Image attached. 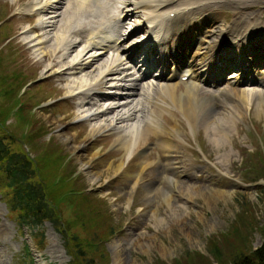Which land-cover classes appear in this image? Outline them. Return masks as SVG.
I'll use <instances>...</instances> for the list:
<instances>
[{
	"label": "rangeland",
	"instance_id": "rangeland-1",
	"mask_svg": "<svg viewBox=\"0 0 264 264\" xmlns=\"http://www.w3.org/2000/svg\"><path fill=\"white\" fill-rule=\"evenodd\" d=\"M29 1L0 0V87L8 88L11 79L13 82L18 79L16 74L11 73L12 70H27L30 73L15 92L10 93L9 89H4L3 95L0 96V120L2 126H5L0 134L5 137L9 135L12 146H20L30 156L35 157V165L39 166L38 172H43L44 180L53 181L60 177V185L64 183L62 187L68 191L66 202H59L63 217L77 216L78 213L81 214L79 210H91L93 207L103 216L104 222L109 225L113 223L112 234L106 235L102 240L106 254L105 262L102 261L101 264H116V251L119 255L117 264H201V255L205 257L203 264H215L210 253L214 243L225 259L235 251L244 252L258 246L261 243L260 226L264 224V87L261 96L254 100L260 104L258 110H255V102L246 108L238 104L239 111L235 109V115L232 117L234 126L226 119L227 116L214 123L215 130L218 133L221 131L219 140H210L207 136L209 133H205L200 126L204 112L197 111L198 118L190 127L182 115L178 114L174 120L163 113L165 125H179L180 133L176 136L169 135L175 142L169 150V162L174 169L168 173V183L164 180L162 190L159 189V184L163 182L159 183V180L163 158L159 157L157 139L152 135L144 145H140L142 148L138 150L139 156L147 164L145 163L146 166L139 173V179L130 190L128 186L133 178L121 170H113L117 163H127L123 150L113 145V136L108 133L96 134L88 140L85 152L92 155L91 167L98 173L96 181H91L84 169L80 168L76 153L58 137L54 122H63L65 129L75 135L77 140H82L89 124L83 119L74 120L75 104L78 100L77 97L65 95L67 76L64 73L59 74L58 69L49 70L51 63L60 66V63H57L60 50L53 54L46 53L43 57L35 55L25 38L33 27V31L40 32V29L36 28L37 18L43 15L29 14L28 10L24 9L29 7ZM223 5L213 9L216 16L213 27L217 34L209 32V28L205 27L204 23L210 21L208 17L201 22V29L204 31L198 29V33L203 34V47L212 39L219 41L220 28L228 23L232 25L237 19L234 18L236 13L244 17L235 23L236 26L251 25L252 31L258 21L260 26L264 27V0H226ZM112 6L108 13L116 9L115 5ZM56 9V12L60 13L64 7ZM46 11L49 12L47 16L53 13L52 8H46ZM133 18L136 19L135 16ZM56 30L53 27L48 34L52 35ZM251 45L252 49L258 50V46ZM50 48L47 47L46 50ZM262 66L264 63L243 66L247 71L242 73L257 75L258 71L264 69ZM92 69L94 67L90 65L86 70ZM246 81L243 82L246 84L244 87L247 86ZM230 86L234 87V90H241L242 84L235 81ZM204 87L205 90L199 91L200 95L213 93L210 92L213 85ZM32 90L35 92L33 96ZM183 90L182 85L176 88L178 93ZM19 99H23L25 104L29 103L30 106L23 110V106L20 107L21 112L17 113L11 109L5 110ZM219 100L224 98L220 97ZM227 102L232 104L234 101L227 99ZM214 105L216 104H211V107ZM3 106L5 108H2ZM194 106L197 104L194 103ZM26 111L32 112V118L29 120H24ZM235 112L240 113V117ZM216 124L221 126L216 128ZM211 130L213 129L209 130L210 133ZM24 131L27 133L26 137ZM182 163L186 167L190 166L189 174L174 172ZM49 164L52 175L44 171ZM217 170L223 171L226 176L220 177ZM69 171L72 173H66ZM5 182L6 176L0 171V264H65L69 255L62 245L60 232L46 220L37 226L16 220L8 210L14 198L9 196L10 189L5 187ZM153 184L158 186L152 187ZM148 187H152L150 196ZM207 187L225 188L228 194L223 198L207 195L206 201L200 196V191ZM197 188L202 190L198 191ZM74 191L87 192L85 197L89 199H80L81 197L77 196L71 201L74 204L67 203L73 197L71 195ZM167 195L174 198L176 211L166 210L163 196ZM152 211L160 215L158 219L161 220L155 222L151 216ZM180 216L181 218L177 219ZM239 217L241 220L237 224L244 218L247 222L239 225V232L236 230L238 233H233L231 228ZM79 229L75 226V231L82 234L83 231ZM135 238L137 239L133 243ZM39 239L40 247L37 245ZM26 246L29 250L25 255Z\"/></svg>",
	"mask_w": 264,
	"mask_h": 264
},
{
	"label": "bare ground",
	"instance_id": "bare-ground-1",
	"mask_svg": "<svg viewBox=\"0 0 264 264\" xmlns=\"http://www.w3.org/2000/svg\"><path fill=\"white\" fill-rule=\"evenodd\" d=\"M63 1L64 0H30L29 7H25L24 9L30 11V9L34 7L35 11L38 10L34 12L36 15L41 13H43V15H39L37 18L36 28L40 29V32L33 31V27V29L29 30V35L25 38L31 45L35 55L42 56L46 53L53 54L60 50L57 57V63L59 62L60 66H55L51 63L49 70L58 69L59 74L64 73L67 76V78H65L68 80L67 83H65V95L77 97L78 100L75 104L76 111L74 119H83L88 122L89 125L82 140H77L75 135H72L65 129L66 126L63 122L57 121L56 123L54 122V124L57 129L58 137L73 151V153H76L80 168L84 169L91 181H96L98 173L91 167L90 159L92 155L85 152V144L96 134L108 133L112 135L113 145L123 150L122 152L125 154L127 163L125 165L124 162H119L115 165L113 170H121L133 178V181L128 186V190H130L133 184L139 179V173L146 166V162L139 156L138 148L141 144L144 145L146 143L149 134H154L157 139L159 152L163 159L167 157L170 148L175 144L174 140L169 135L176 136L180 127L179 125L173 127L166 126L162 118L163 113H167L172 119L176 118L178 114L182 115L190 127L191 123H194L198 118L197 111L204 112L205 115L203 116L204 113H202L203 117H201L200 126L204 129L205 133L211 134L207 135L210 140H214L221 136V131L219 130L220 132L218 133L215 130L214 123L227 116L226 119L229 120L231 126H234V123L232 124V117L235 115V109L239 111L238 104L246 108L255 102V110H258L260 104L254 100L259 96V93L262 94L259 87L264 85V75L262 74L263 76L261 77H251L250 73L249 75H245L242 71H247V69L242 66L240 67V65L232 69L227 77H217V81H211L215 84L219 83L213 93L207 96L199 94L201 79L205 78L206 72L209 71V65L213 64L212 61L208 60L212 49L211 44L217 41L215 42V39H212L204 49L199 50L202 41L201 37H196V39L193 40L195 34L188 33L195 30V33H198V29L203 30L201 29V22L205 21L207 17L210 21L204 23V25H206V28H209V32L214 33L216 29L213 26L216 16L214 15L213 9H215L216 6H222L223 2L226 0H65L64 10L60 13L56 12V8H59ZM113 2L116 7V15H120L121 18L128 15H135L140 16L141 22H147L148 29L152 31L153 40L163 46L159 51L155 50L156 53L163 54L164 50L169 51L171 43L174 42V36L181 32L188 31L184 35V47L181 52L184 53L186 51V45H188L187 51L189 52L184 65L168 74L164 79L155 80L152 88H147L135 81L136 78L129 77L128 74L123 73L120 68L122 66L116 64L117 60L122 57V54L124 55L127 51L130 52V49L124 48V45V49L120 52L116 51V46L108 52V55L103 57L105 59H99L101 49L95 46V41H98L99 37H97L96 34L95 37L97 40L93 37L91 26L94 28H102L101 30H103L105 24L113 22L104 12L106 7ZM127 5L132 7L131 10H129V7H126ZM120 6L124 7L122 11L119 10ZM46 8H52L53 13L47 16L49 12H46V15H44L43 11H45ZM84 13H88L92 18L88 17L82 22H79L78 19H82L80 15ZM237 16L238 13H236L234 18L237 19L232 25L223 27L225 32L219 34L218 42H221L224 37L230 38L235 45L240 44L245 46L246 51L252 49L251 44L256 45L258 46V50L253 48L249 54L255 59L264 58V42L261 40H255L253 43L247 44L246 42H242L245 37V32L251 31V25L236 26L235 23L244 18L242 16ZM93 21H95V23L88 27V31L84 38L80 39L78 37V28L90 24ZM138 22L139 20L137 23ZM53 27L57 30L55 32L52 31V35L48 34V31ZM109 28L115 34L116 28L114 25H111ZM254 28L257 32L260 30L264 31V27H261L258 21L254 24ZM215 33L217 34V32ZM114 34L109 33L106 35V32L102 33L103 36L110 35V38H112ZM99 39H102V36ZM49 40L51 41L48 44L47 42ZM113 40H118V37H114ZM78 42L81 44H77ZM130 42L131 41H126L125 47L128 46ZM189 42H192L191 45H189ZM47 47L51 48L46 50ZM73 47L74 49L77 47V49L74 50ZM72 52L74 53L72 54ZM180 57L182 58L181 55ZM238 57L239 56L235 58L236 63L239 60ZM122 58L124 59V57ZM123 59L120 60L123 61ZM126 62L127 57H125V63ZM93 63L94 65H92ZM216 63L218 67L216 64L213 66V74L216 72L217 74H221L224 69L235 64L233 59L226 56L218 57ZM90 65L94 67V69H92L94 72H92V70H86ZM179 69L180 73H178ZM173 74H177L176 78ZM182 74L187 75V80L182 84L184 90L178 93L176 88L179 84L177 83L181 80L180 76ZM127 80L130 81L128 82ZM231 81H246L247 86L241 87V90H234V88H230L229 86ZM103 84H106L104 88H107V90L105 91H110V93H102L101 87ZM119 85L128 88L129 93L126 94L125 97L131 94H135L137 97L123 99L117 96ZM129 85H131V89L133 90L140 88V91L133 93L130 87H128ZM234 92L238 94H234ZM220 97H223L224 100H219ZM227 99L234 102L230 104L231 102H227ZM194 103L197 104L196 107ZM211 104L216 105L211 107ZM239 114L240 113H236L238 116ZM216 125V128L221 126L218 124ZM223 127L225 126L223 125ZM210 129H213L211 133L209 132ZM222 157H224V155H222ZM162 166L166 174L162 179L163 184H159V189L164 187V180L165 183H168V179H166L167 175L170 171L172 172L174 168L167 158ZM176 171L175 173L177 174L180 172H188L184 168ZM151 186L157 187L158 184H153ZM152 187H148L149 196ZM199 189L201 188H197L198 191ZM153 190H155V188ZM203 190L204 191H200V196L204 197L206 201L207 195H211L214 198H223L224 195L228 194L225 188L219 187H207ZM163 198L166 210L176 211V205L173 204L174 198H170L169 195L166 197L163 196ZM176 214L177 213H175V215ZM151 216H153L155 222L161 220V218L158 219L160 215L158 216L153 211L151 212ZM180 218L181 216L177 219ZM136 239L137 238H135L133 243ZM115 253L114 263L117 264L119 255H117V251Z\"/></svg>",
	"mask_w": 264,
	"mask_h": 264
},
{
	"label": "trees",
	"instance_id": "trees-1",
	"mask_svg": "<svg viewBox=\"0 0 264 264\" xmlns=\"http://www.w3.org/2000/svg\"><path fill=\"white\" fill-rule=\"evenodd\" d=\"M11 73L16 74L17 80L11 83L8 88L0 87V96L3 95L4 89H9L10 93L15 92L17 87L24 83L25 78L30 73L27 70H15ZM5 75V73H3ZM9 76L8 74L6 75ZM4 80V79H3ZM1 81V80H0ZM2 83V81L0 82ZM32 96L35 92L32 90ZM37 100V98L34 96ZM24 104V105H23ZM29 103L25 104L23 99L16 100L8 107H2L6 109H11L14 112H21L19 109L28 107ZM30 106V105H29ZM14 108V109H13ZM24 115V120H29L32 118V112L26 111ZM14 113V115H16ZM0 133L3 132L0 120ZM23 133H26L24 131ZM9 136V135H8ZM5 137L0 134V171H3L6 176L5 187L10 189L9 196L14 198L11 207L8 209L13 217L18 221H23L25 224L30 226H35L43 220H47L52 224V226L60 232L62 239V245L69 255V259L66 264H101L102 261L105 262V252L102 245V240L106 235H111L113 232V223L109 225L104 222L103 216L97 212L93 207L91 210L80 211L81 213L77 216L63 217L61 214V201L66 202L67 190H64L61 182L59 183L60 177L55 178L51 181L50 179L44 180L43 172H38V167L36 166L37 160L35 157L29 156L27 151L20 146L14 147L11 145L9 137ZM27 133L25 134V137ZM28 141V138H27ZM262 155H264L262 153ZM264 157V156H263ZM51 164L47 165L44 170L46 173H50L49 167ZM66 173H72L71 171ZM52 175V174H51ZM67 175V174H66ZM75 179V177H73ZM63 179V177H62ZM73 179V180H74ZM50 180V181H49ZM49 181V182H48ZM54 187V189H51ZM87 192H76L74 191L71 196H73L67 203L72 204V199L80 196L85 197ZM89 199L88 197H85ZM74 204V203H73ZM79 209V208H78ZM238 216V214H237ZM240 218V217H239ZM240 219L235 220V225L231 228L232 232L235 233L239 230V225L247 222L244 218L240 224H237ZM249 221V219H248ZM75 226H78L83 231L82 234L75 231ZM102 229V231H101ZM237 230V231H236ZM239 232V231H238ZM237 232V233H238ZM261 232V243L255 248H249L244 252H233L228 255L225 259L222 251H218L217 244L212 245L210 253L215 260V264H264V224L260 226ZM237 253V254H235ZM232 254V255H231ZM204 263V256L200 257Z\"/></svg>",
	"mask_w": 264,
	"mask_h": 264
}]
</instances>
